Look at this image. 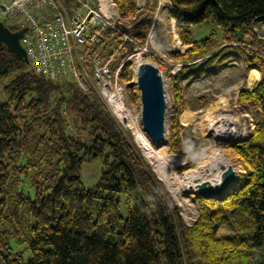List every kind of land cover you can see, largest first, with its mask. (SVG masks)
<instances>
[{
    "label": "trees",
    "instance_id": "obj_1",
    "mask_svg": "<svg viewBox=\"0 0 264 264\" xmlns=\"http://www.w3.org/2000/svg\"><path fill=\"white\" fill-rule=\"evenodd\" d=\"M114 1L119 14L139 19L133 29L120 26L134 42L118 51L115 68L134 46L144 45L155 11L147 6L139 13L136 0ZM168 1L174 8L169 18L189 46L183 54L172 52L173 58L213 60L222 48L234 47L248 70L259 73L238 95L239 103L258 112L255 128L230 145L245 179L222 197L195 194L199 216L187 225L171 193L98 94L30 71L23 58L0 43V80L7 96L0 102V264H264V45L253 31L264 17V0ZM205 22L219 31L192 40L191 27ZM157 31L156 43L165 51L162 27ZM120 38L115 33L107 39L105 56L118 48ZM130 66L129 61L123 65V79H131ZM127 89L134 101L132 86ZM178 113L171 152L191 155L194 144L186 149L179 139L185 128ZM97 159L100 177L86 189L83 164ZM231 223L238 226L236 234L216 235V228ZM14 246L24 247L16 252Z\"/></svg>",
    "mask_w": 264,
    "mask_h": 264
},
{
    "label": "rangeland",
    "instance_id": "obj_2",
    "mask_svg": "<svg viewBox=\"0 0 264 264\" xmlns=\"http://www.w3.org/2000/svg\"><path fill=\"white\" fill-rule=\"evenodd\" d=\"M112 2L116 4L114 0ZM136 6L139 13H143L147 6L154 8L155 14L151 24L147 28V34L149 33L151 36H155L153 38V47L157 52V61L150 55L146 56L148 53H143L139 57L142 50L139 48L136 49L134 46V51L129 56L131 57L133 55L129 61L131 62V79L127 80V78L123 79V77L119 79V82L123 86L122 99L124 104L123 111H126L125 113L116 114L114 109L107 105L105 99L96 90H90L88 93L95 92L98 94L123 126L124 130L130 133L133 142L143 156V151L136 141V134L138 132L149 141L151 139L143 130L140 121L141 106L139 91L135 84V70L138 64L144 61L154 64L161 70L167 102L165 137L162 142L168 147L167 152L170 155V157L162 159L161 162L172 163L174 166L170 170L171 173L169 171L170 179L174 182L167 186L152 169L151 164L143 158L155 172L156 177L163 183L167 191L171 193L175 203L179 207V213L183 221L187 225H192L199 216V211L193 198L195 190L189 192L187 188H183L180 175L197 168V166L210 164L213 161V157L218 155L219 158L221 157L224 160V165L222 166H232L233 168L235 180L230 185V189L240 186L241 182L245 179L246 171L236 155L230 150V145L232 141L241 140L252 133L255 128V120L258 117V112L253 107L239 103L238 95L240 91L252 87L253 83L259 79V73L255 69L248 70L241 55L234 47L222 48L213 60L204 59L197 60L195 63H185L183 60L173 58L171 55L172 52L183 54L189 46L180 40L175 29V22L169 18V13L174 10L171 3L168 0H136ZM138 21L137 16L130 17L128 20V28L133 29ZM153 24L157 25L150 31ZM158 27H162V40L164 41L165 51L159 49L156 43ZM217 28L218 26L213 22H205L192 26L190 29L191 39H202L211 30ZM253 31L255 36L264 45V17L253 24ZM248 39L251 38L249 37ZM149 48H152V46L149 45ZM139 60L140 63L138 62ZM4 84L5 82L0 80V102L7 100V96L2 90ZM127 86H132L133 88L135 94L134 101H131L129 97ZM177 92H180L179 99L176 97ZM201 99H204L205 102L202 103ZM177 111L179 112L177 117L179 123L187 130H180L179 139L186 149H189L188 144H194V152L191 155H181L171 152L173 135H175L173 119ZM222 115H228L229 120L221 119L220 117ZM218 118L221 120L220 122L217 121L219 120ZM235 126L238 130L232 134L231 127ZM220 130H225L226 133L230 132V134H228V137L220 139L218 135V131ZM185 132L186 135L184 134ZM182 157L184 158L181 159ZM195 157H198V161L194 159ZM155 164L157 163L155 162ZM189 164L192 166L183 168L186 165L189 166ZM101 169V159H97L92 163L83 164L80 175L86 189H90L95 185L100 177ZM176 188H179L177 192L174 191ZM227 191H229V188ZM120 213L123 218L127 216V207L124 203L121 205ZM237 230L238 226L231 223L216 228V235L232 236L236 234ZM23 247L14 246V249L16 252H19ZM29 258V252L23 254L24 262H27Z\"/></svg>",
    "mask_w": 264,
    "mask_h": 264
},
{
    "label": "built area",
    "instance_id": "obj_3",
    "mask_svg": "<svg viewBox=\"0 0 264 264\" xmlns=\"http://www.w3.org/2000/svg\"><path fill=\"white\" fill-rule=\"evenodd\" d=\"M0 17L5 25L25 30L20 42L36 73L85 93L96 90L115 112L124 109L119 79L133 55L115 68L113 63L124 43L134 40L120 28H128L129 17L120 15L112 0H0ZM110 29L114 32L106 36ZM115 33L121 41L107 57L103 49ZM153 38L148 36L140 54L157 56Z\"/></svg>",
    "mask_w": 264,
    "mask_h": 264
},
{
    "label": "water",
    "instance_id": "obj_4",
    "mask_svg": "<svg viewBox=\"0 0 264 264\" xmlns=\"http://www.w3.org/2000/svg\"><path fill=\"white\" fill-rule=\"evenodd\" d=\"M23 33L24 30L11 31L0 21V43L4 44L17 57L23 58L30 71L35 72L30 66L28 56L20 43ZM135 84L139 91L142 128L153 143H160L165 137L167 106L162 74L154 64L147 61L142 62L135 70ZM234 180L233 168L228 166L222 171L221 181L217 185H213L210 181L200 183L197 180L195 194L205 198L222 197L227 193V189H230ZM189 189H193V186H190Z\"/></svg>",
    "mask_w": 264,
    "mask_h": 264
},
{
    "label": "bare ground",
    "instance_id": "obj_5",
    "mask_svg": "<svg viewBox=\"0 0 264 264\" xmlns=\"http://www.w3.org/2000/svg\"><path fill=\"white\" fill-rule=\"evenodd\" d=\"M140 55H139V57H140ZM138 62L140 63V60ZM116 110H119V111H116V114L117 113L122 114V113L126 112V111L121 110V108L116 109ZM220 118L224 119V120H229L228 115H222ZM217 121L220 122L221 120L219 119ZM217 124H219V123H217ZM220 126H222V125L220 124ZM226 130H229V129H226ZM237 130H238V128L236 126L231 127V133L232 134L234 131H237ZM228 134H230V132L226 133L225 130L218 131V135L220 136L219 137L220 139L228 137ZM136 141L143 151V157L145 158V160L147 162H149L151 164L152 169L157 173L158 177L165 184H167V186H168V184L173 183L174 181H171L169 171L172 170L174 168V166L172 165V163L161 162L162 159L170 157V155L167 152L168 147L165 146V144L163 142L153 143V142L149 141L146 137H144L141 133H138V132L136 134ZM183 158L184 157H182L181 159H183ZM194 159L196 161H198V157H195ZM155 162L157 164H155ZM222 165H224L223 158H221V157L219 158L218 155H215L213 157V161L210 164H208L206 166L205 165L197 166V168H195L191 171H187V172L182 173L180 175L181 185L183 186V188H185V189L187 188V190L189 192L195 190V186H196V184H198V183H196L197 180H199L200 183L202 181H210L213 185H217L221 181L222 171L225 170L227 167V166H222ZM170 173H171V171H170ZM190 186H193V189H189ZM177 190H179V188H176V190L174 189V191H176V192H177Z\"/></svg>",
    "mask_w": 264,
    "mask_h": 264
},
{
    "label": "crops",
    "instance_id": "obj_6",
    "mask_svg": "<svg viewBox=\"0 0 264 264\" xmlns=\"http://www.w3.org/2000/svg\"><path fill=\"white\" fill-rule=\"evenodd\" d=\"M257 71V70H256Z\"/></svg>",
    "mask_w": 264,
    "mask_h": 264
}]
</instances>
